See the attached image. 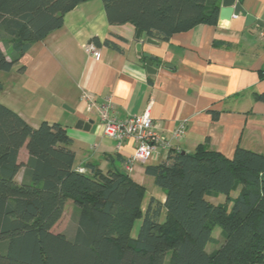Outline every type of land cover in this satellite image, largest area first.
I'll use <instances>...</instances> for the list:
<instances>
[{
  "label": "trees",
  "instance_id": "16d2710c",
  "mask_svg": "<svg viewBox=\"0 0 264 264\" xmlns=\"http://www.w3.org/2000/svg\"><path fill=\"white\" fill-rule=\"evenodd\" d=\"M86 1L0 0V73ZM102 3L110 25L129 24L136 40L145 35L161 42L200 24L216 25L220 9V0ZM92 42L120 51L109 40ZM255 100L264 102V93ZM71 143L62 125L43 121L33 128L0 103V264H264V154L237 147L226 158L207 141L192 153L170 150L144 169L165 201L151 198L143 212V186L120 170L86 165L81 173ZM23 146L26 164L17 161ZM218 195L224 203L213 204L209 198ZM68 200L76 209L70 238L53 232ZM212 225L224 242L208 253Z\"/></svg>",
  "mask_w": 264,
  "mask_h": 264
},
{
  "label": "crops",
  "instance_id": "0c3cea01",
  "mask_svg": "<svg viewBox=\"0 0 264 264\" xmlns=\"http://www.w3.org/2000/svg\"><path fill=\"white\" fill-rule=\"evenodd\" d=\"M235 1L242 10L229 21L197 25L167 42L151 38L156 45L136 40L129 24L110 25L102 0L82 2L64 15L61 28L32 43L10 72L0 73V96H5L0 103L33 128L43 121L62 125L72 141L76 170L92 165L103 172H126L145 188L144 212L151 198L165 201L144 169L164 160L170 150L192 153L207 141L226 158L237 147L264 154V102L255 100L264 93V28L245 19L250 15L264 23V0ZM94 38L109 40L120 51L95 45L98 53L89 57L82 45ZM143 54L157 64L154 74L146 72ZM138 72L145 74V82L136 78ZM83 94L97 104L110 100L120 119L140 115L152 103L155 130L170 147L157 150L146 164L132 162L134 142L125 140L118 149L105 137L97 116L81 100ZM79 120L92 122L88 131L75 127ZM181 123L184 135L174 138ZM28 158L23 146L17 161L26 164ZM23 175L21 168L17 183ZM70 204L66 201L61 218ZM136 235L133 227L131 236Z\"/></svg>",
  "mask_w": 264,
  "mask_h": 264
},
{
  "label": "built area",
  "instance_id": "2783aa9c",
  "mask_svg": "<svg viewBox=\"0 0 264 264\" xmlns=\"http://www.w3.org/2000/svg\"><path fill=\"white\" fill-rule=\"evenodd\" d=\"M82 48L89 57H95L98 53L93 42L83 45ZM81 100L97 116L103 135L115 141L118 149L125 140L134 142V149L130 158L132 162L146 164L157 150L170 147L168 140L160 136L155 130L150 113L152 103H149L142 114L120 119L116 116L110 100L97 104L88 94H83ZM185 127V123L178 125L173 131V137L182 138Z\"/></svg>",
  "mask_w": 264,
  "mask_h": 264
},
{
  "label": "rangeland",
  "instance_id": "374dc122",
  "mask_svg": "<svg viewBox=\"0 0 264 264\" xmlns=\"http://www.w3.org/2000/svg\"><path fill=\"white\" fill-rule=\"evenodd\" d=\"M1 48L4 52L6 51V47L4 46V44H1ZM5 98V96H0V102L3 101ZM152 187L156 188L153 184ZM158 189V188H156ZM236 193L233 192L232 196H235ZM224 196L223 195H218L215 198H209V200L213 203V204H222L224 203ZM76 209L74 208V206H72L71 204L68 205L66 207L65 210V215L63 218H61V221L54 227L53 232L55 233H64L66 234V236H68L69 238L73 236L74 234V230H75V225H76V219L74 217V214ZM140 225V221H137L134 225V231H138ZM224 242V238L222 235V232L219 228V226L217 225H212V230H211V237L209 242L206 245V251L208 253H212L215 250H217Z\"/></svg>",
  "mask_w": 264,
  "mask_h": 264
},
{
  "label": "water",
  "instance_id": "95a60500",
  "mask_svg": "<svg viewBox=\"0 0 264 264\" xmlns=\"http://www.w3.org/2000/svg\"><path fill=\"white\" fill-rule=\"evenodd\" d=\"M241 6L239 3H237L235 0H221V7L219 9V17L218 19L220 21H229L232 17H236L241 12ZM247 24L254 23L258 27L264 28V23L256 20L254 17L250 15H246L245 17ZM145 41V43L156 45L157 42L153 41L151 38L146 37L143 35L142 42ZM136 50L138 52V55H141V42L136 46ZM143 57L146 59L145 61V68L146 72L148 74H154L157 69V64L152 63L150 56L148 54H143ZM92 124L91 121L88 123H85L84 121H77L75 127L77 129H82L84 131H88L90 128V125Z\"/></svg>",
  "mask_w": 264,
  "mask_h": 264
},
{
  "label": "clouds",
  "instance_id": "9594fccd",
  "mask_svg": "<svg viewBox=\"0 0 264 264\" xmlns=\"http://www.w3.org/2000/svg\"><path fill=\"white\" fill-rule=\"evenodd\" d=\"M83 46V45H82ZM136 78L140 81V82H145L146 81V76L144 73L142 72H138L135 74ZM79 171L81 173L85 172L86 170L84 168H80Z\"/></svg>",
  "mask_w": 264,
  "mask_h": 264
}]
</instances>
